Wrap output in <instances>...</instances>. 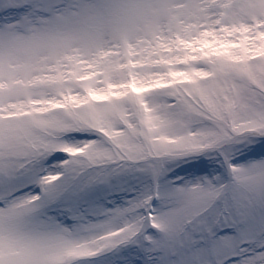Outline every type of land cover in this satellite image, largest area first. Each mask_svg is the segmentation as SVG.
Segmentation results:
<instances>
[{
  "label": "snow or ice",
  "instance_id": "1",
  "mask_svg": "<svg viewBox=\"0 0 264 264\" xmlns=\"http://www.w3.org/2000/svg\"><path fill=\"white\" fill-rule=\"evenodd\" d=\"M0 264H264V0H0Z\"/></svg>",
  "mask_w": 264,
  "mask_h": 264
}]
</instances>
